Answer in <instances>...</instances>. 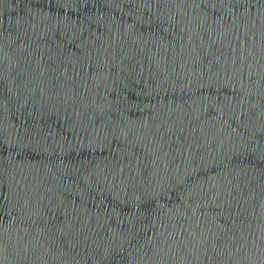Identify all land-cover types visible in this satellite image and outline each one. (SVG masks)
I'll list each match as a JSON object with an SVG mask.
<instances>
[{"label":"water","instance_id":"obj_1","mask_svg":"<svg viewBox=\"0 0 264 264\" xmlns=\"http://www.w3.org/2000/svg\"><path fill=\"white\" fill-rule=\"evenodd\" d=\"M0 264H264V0H0Z\"/></svg>","mask_w":264,"mask_h":264}]
</instances>
